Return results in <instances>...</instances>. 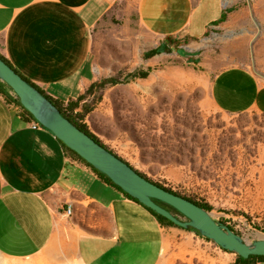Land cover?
<instances>
[{
	"label": "crops",
	"instance_id": "1",
	"mask_svg": "<svg viewBox=\"0 0 264 264\" xmlns=\"http://www.w3.org/2000/svg\"><path fill=\"white\" fill-rule=\"evenodd\" d=\"M117 1L0 0V54L47 95L77 101L98 80L93 29ZM239 1L138 0V25L154 40L200 37ZM211 99L225 114H264V83L248 68H226L214 77ZM89 116V130L106 137L109 150L143 175L153 169L135 139H113L100 113ZM67 246L79 264L236 260L196 231L163 226L0 95V260L31 264L47 250L65 255Z\"/></svg>",
	"mask_w": 264,
	"mask_h": 264
},
{
	"label": "rangeland",
	"instance_id": "2",
	"mask_svg": "<svg viewBox=\"0 0 264 264\" xmlns=\"http://www.w3.org/2000/svg\"><path fill=\"white\" fill-rule=\"evenodd\" d=\"M137 7L138 0H118L93 29L96 82L150 70L149 77L87 96L90 114H101L113 139L138 142V157L154 163L148 179L209 204L212 217L247 243L264 239V114H225L211 99L214 77L226 68H248L264 83V0H240L200 37L163 40L141 31ZM66 248L31 264H79Z\"/></svg>",
	"mask_w": 264,
	"mask_h": 264
},
{
	"label": "water",
	"instance_id": "3",
	"mask_svg": "<svg viewBox=\"0 0 264 264\" xmlns=\"http://www.w3.org/2000/svg\"><path fill=\"white\" fill-rule=\"evenodd\" d=\"M0 81L13 90L22 106L42 127L52 132L70 150L105 174L115 185L141 204L183 229L192 228L198 231L224 250L244 259L252 256L264 257V239L253 244L247 243L230 228L218 223L209 211L161 188L140 174L128 162L64 117L40 89L26 80L2 57H0ZM156 200L170 206L186 220L173 215L168 209L157 204Z\"/></svg>",
	"mask_w": 264,
	"mask_h": 264
},
{
	"label": "trees",
	"instance_id": "4",
	"mask_svg": "<svg viewBox=\"0 0 264 264\" xmlns=\"http://www.w3.org/2000/svg\"><path fill=\"white\" fill-rule=\"evenodd\" d=\"M224 20H225V15L222 17V20L220 22H223ZM162 49H164V48L163 47H159V48H156V49L150 51L149 53H147L145 55V58L146 59L153 58L154 56L160 54L161 51H162ZM0 57H2L9 65H11L10 62L5 57H3L1 54H0ZM17 72L19 74H21L19 71H17ZM149 74H150V70L149 71H138L136 73L129 74L124 81H120L118 78H110V79L101 80L99 82H95L91 86V88L86 92L85 95L81 96L77 101H71L68 104H66L65 102H62L60 100H57V99H55V98L47 95L44 91H42L39 87H37L35 84H33L30 80H28L22 74L21 75L26 80H28L32 85H34L35 87H37L38 89H40L42 91V93L61 111V113L63 114L64 117L68 118L73 124H75L77 127H79L82 131L86 132L88 135H90L92 138H94L97 142H99L102 145H104L94 134L91 133V131L89 130L87 124H85L86 117L92 112V109L89 106L86 105V98H87V96L94 95L95 93L100 92L101 90L105 89L108 86H116V85H119V84L130 83L131 81H134V80H137V79H147L149 77ZM0 95L4 96V98L7 100V102L10 105H13V106L17 107L21 111V117L25 121H27L28 123H37L38 124V122L35 120V118L33 117V115L31 113H29L22 106L20 99L16 96V94L13 92V90L7 84H5V83H3L1 81H0ZM61 143L64 146V148H65V150H66V152L68 154H70V155L78 158L82 162L86 163L88 166H90L106 182H108L109 184H111L112 186H114L115 188H117L118 190H120L121 192H123L131 200H133V201L138 202L139 204H141L137 199L132 198L127 193H125L120 187H118L117 185H115L112 182V180L110 178H108L105 174L99 172L97 169H95L93 166H91L89 163H87L78 154H76L74 151L70 150L63 142H61ZM143 176H145V175H143ZM156 184L158 186H160L161 188H164L165 190H168V191H170V192H172L174 194L179 195L175 191H173V190H171L169 188H166L165 186H163V185H161L159 183H156ZM179 196H182V195H179ZM182 197H184V196H182ZM184 198H186V199H188V200H190V201L198 204L199 206H201L202 208H204L205 210H207L209 212L212 210V206H210L209 204H205L204 205V204L198 203V202H196V201H194L192 199H189L187 197H184ZM156 203L159 204V205H161L162 207L168 209L175 216H177L178 214L181 215L179 212H177L176 210H174L170 206H168V205H166V204H164V203H162L160 201H157L156 200ZM144 207H146V206H144ZM147 209L150 212H152V214H154V216H156L158 218V220L160 221V223L163 226L181 228V227L175 225L174 223H172L171 221H169L168 219H166V218L158 215L153 210H151L149 208H147ZM181 229H183V228H181ZM189 229H191L193 231H196V230H194L192 228H189ZM196 232H198V231H196ZM263 262H264V257L252 256L249 259H244V258L238 256L237 257V260H236V262L234 264H260V263H263Z\"/></svg>",
	"mask_w": 264,
	"mask_h": 264
},
{
	"label": "built area",
	"instance_id": "5",
	"mask_svg": "<svg viewBox=\"0 0 264 264\" xmlns=\"http://www.w3.org/2000/svg\"><path fill=\"white\" fill-rule=\"evenodd\" d=\"M33 126H34L35 128L42 127L39 123H38V124H37V123H33ZM67 212H68V214H71V212H72V208H69Z\"/></svg>",
	"mask_w": 264,
	"mask_h": 264
},
{
	"label": "flooded vegetation",
	"instance_id": "6",
	"mask_svg": "<svg viewBox=\"0 0 264 264\" xmlns=\"http://www.w3.org/2000/svg\"><path fill=\"white\" fill-rule=\"evenodd\" d=\"M182 220H184V221H185L186 219L183 217V219H182Z\"/></svg>",
	"mask_w": 264,
	"mask_h": 264
}]
</instances>
